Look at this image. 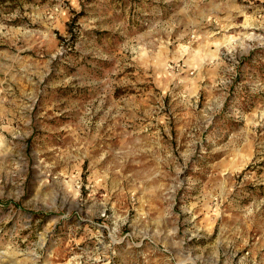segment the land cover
Returning <instances> with one entry per match:
<instances>
[{
  "label": "rangeland",
  "instance_id": "obj_1",
  "mask_svg": "<svg viewBox=\"0 0 264 264\" xmlns=\"http://www.w3.org/2000/svg\"><path fill=\"white\" fill-rule=\"evenodd\" d=\"M3 250L264 264V0H0Z\"/></svg>",
  "mask_w": 264,
  "mask_h": 264
},
{
  "label": "bare ground",
  "instance_id": "obj_2",
  "mask_svg": "<svg viewBox=\"0 0 264 264\" xmlns=\"http://www.w3.org/2000/svg\"><path fill=\"white\" fill-rule=\"evenodd\" d=\"M8 254V251L6 250H3V251H0V258H3L4 256H6ZM4 255V256H3ZM36 258V256L34 257V259ZM35 264V263H34ZM49 264V263H47Z\"/></svg>",
  "mask_w": 264,
  "mask_h": 264
}]
</instances>
